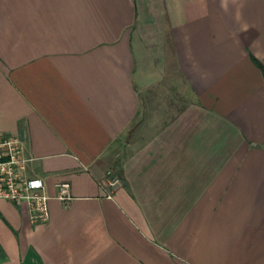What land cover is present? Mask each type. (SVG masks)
Listing matches in <instances>:
<instances>
[{"label": "crops", "instance_id": "0c3cea01", "mask_svg": "<svg viewBox=\"0 0 264 264\" xmlns=\"http://www.w3.org/2000/svg\"><path fill=\"white\" fill-rule=\"evenodd\" d=\"M0 133V264H264V0H0Z\"/></svg>", "mask_w": 264, "mask_h": 264}, {"label": "built area", "instance_id": "2783aa9c", "mask_svg": "<svg viewBox=\"0 0 264 264\" xmlns=\"http://www.w3.org/2000/svg\"><path fill=\"white\" fill-rule=\"evenodd\" d=\"M29 159L22 154L21 141L16 137L0 133V199L25 201L28 203L31 219L34 223H45L49 220L50 195L45 190L42 178H26L24 173ZM108 198L112 199L114 192L121 186L122 178L115 170H108ZM56 198L62 202L72 199L71 184L67 181L58 184Z\"/></svg>", "mask_w": 264, "mask_h": 264}, {"label": "rangeland", "instance_id": "374dc122", "mask_svg": "<svg viewBox=\"0 0 264 264\" xmlns=\"http://www.w3.org/2000/svg\"><path fill=\"white\" fill-rule=\"evenodd\" d=\"M112 170H113V168H111ZM115 170V169H114ZM115 171H117V170H115Z\"/></svg>", "mask_w": 264, "mask_h": 264}]
</instances>
